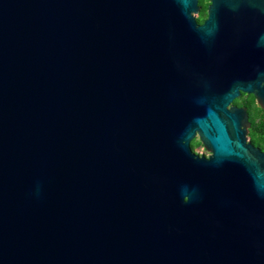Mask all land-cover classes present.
I'll return each instance as SVG.
<instances>
[{
	"label": "water",
	"instance_id": "water-1",
	"mask_svg": "<svg viewBox=\"0 0 264 264\" xmlns=\"http://www.w3.org/2000/svg\"><path fill=\"white\" fill-rule=\"evenodd\" d=\"M208 1L0 0V264H264V0Z\"/></svg>",
	"mask_w": 264,
	"mask_h": 264
},
{
	"label": "flooded vegetation",
	"instance_id": "flooded-vegetation-1",
	"mask_svg": "<svg viewBox=\"0 0 264 264\" xmlns=\"http://www.w3.org/2000/svg\"><path fill=\"white\" fill-rule=\"evenodd\" d=\"M209 1L207 0V5L205 8V13L203 17L199 18L200 10H201V5H200V10L196 16V22L198 24H202L207 17V6H208ZM231 105L236 106V107H242L246 110L248 114V121H249V126L247 127V142H250L253 147L259 149L260 151L264 152V136L260 132H250L251 131V126H252V121H251V115H252V108H249V105H256L259 106L256 100V97L252 94L249 93H244L241 92L240 95L236 98H234L231 102ZM260 107V106H259ZM261 108V107H260ZM262 110H264L262 108ZM251 112V114H250ZM258 119V118H256ZM190 148L191 151L196 154L197 156H204L208 157L210 155V150H207V148L200 142L199 138L197 135L190 141Z\"/></svg>",
	"mask_w": 264,
	"mask_h": 264
},
{
	"label": "trees",
	"instance_id": "trees-1",
	"mask_svg": "<svg viewBox=\"0 0 264 264\" xmlns=\"http://www.w3.org/2000/svg\"><path fill=\"white\" fill-rule=\"evenodd\" d=\"M198 3L201 5V10L199 14V18L203 17L205 13V8L207 5V0H198ZM249 108H252L251 115V131L250 132H260L264 136V110L256 105H249ZM250 112V114H251ZM258 118V119H256Z\"/></svg>",
	"mask_w": 264,
	"mask_h": 264
}]
</instances>
